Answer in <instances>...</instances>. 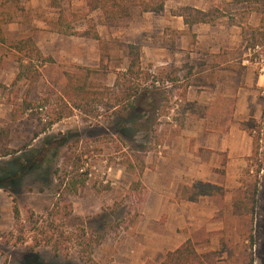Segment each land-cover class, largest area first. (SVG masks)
Returning a JSON list of instances; mask_svg holds the SVG:
<instances>
[{
	"label": "rangeland",
	"instance_id": "rangeland-1",
	"mask_svg": "<svg viewBox=\"0 0 264 264\" xmlns=\"http://www.w3.org/2000/svg\"><path fill=\"white\" fill-rule=\"evenodd\" d=\"M57 1L59 8L52 7L49 0H19L24 14L3 27L7 46L31 37L52 62L38 68L34 62L19 64L8 54L0 62V129H7L11 152L0 158V264H79L72 246L62 242L56 256L51 247L53 237L74 228L101 238L93 252L98 264H158L185 235L202 253H212V262L226 264V255L218 253L220 234L206 232L214 223L209 217L219 210L226 214L234 192L244 181L255 179V246L248 253L253 264H264V79L257 93L262 116L242 124L249 147L236 138V152L229 151L230 144L229 149L214 153L216 162L205 148L210 139L208 129L194 120L206 112L194 109L186 100L185 73L177 75L173 63L158 66L154 62L158 43L166 47L176 43L174 33L164 29L159 35L162 25L168 15L183 12L181 6L189 0H166L162 15L143 13L139 4L146 0H115L117 5L111 4L114 0H103L110 2V13L119 15L126 9L127 16L114 19L99 10L91 11L88 0ZM212 1V21L225 12L243 24V43L236 49L238 63L260 76L258 70L264 68V0L230 9L221 1ZM58 22L63 30L75 32L85 30L90 23L100 39L109 43L107 77L89 75L90 91L104 94L89 114L70 108L61 99L63 73L81 78L87 69L96 71L98 44L57 33ZM114 44L143 47L140 75L133 85L149 99H134L131 109L124 108L126 102L118 106L114 93L104 91L127 66ZM194 46L193 41L191 56L197 51ZM188 54L175 57L190 58ZM244 60L253 64L257 60L260 65H243ZM34 74L36 79L30 84L28 79ZM23 99L31 109L12 120ZM244 148L249 151L245 156ZM181 152L184 157L178 156ZM215 162L217 165L211 166ZM201 163L209 167L201 169ZM159 166L162 179L158 191L155 174ZM63 168L85 181L76 195H63L71 210L67 220L58 214L61 203L56 192ZM194 181H213L227 192L222 200L179 201V190ZM13 201L27 231L24 244L10 236ZM231 239L237 241L235 236Z\"/></svg>",
	"mask_w": 264,
	"mask_h": 264
},
{
	"label": "trees",
	"instance_id": "trees-1",
	"mask_svg": "<svg viewBox=\"0 0 264 264\" xmlns=\"http://www.w3.org/2000/svg\"><path fill=\"white\" fill-rule=\"evenodd\" d=\"M49 1L52 7L59 8L57 0ZM255 1L256 0H231V3L241 5L250 4ZM105 2L103 0L87 1L91 11L99 10L108 18L114 19L127 16V11L124 8L123 12L120 11L118 13L119 15L108 12L107 9L109 7L107 6L110 2L107 4ZM112 2V5H117L115 0ZM165 2L166 0H146L142 1L139 7L142 12L160 13L163 10ZM118 4L120 5V3ZM0 9V62L6 57V54H8L19 64L26 62L28 65H31L34 62L38 65V68L44 66L46 63H51L52 60L43 56L31 37L20 38L15 43L7 46L3 34V27L12 23L17 17L22 16L24 14V8L20 5L19 0H0ZM191 13L194 14L195 17L190 19L189 16ZM181 16L185 25L190 27L192 24L204 22L206 14L195 9L184 8L183 15ZM60 20H62V17ZM57 27V33L59 34L98 42L100 67L96 71L87 69L86 75L81 78L72 74L63 73L65 78L62 81L61 99L66 105H69L70 108L89 114L90 110H92V105L99 102L101 97L104 96V94L99 93V91H90L88 83L89 75L92 73H99L103 78L107 76L108 51L110 50L108 47L109 43L100 39L90 23L85 30L79 32L63 30V26L60 22L57 23ZM114 48L121 51L127 61V66L124 70L117 72L114 84L111 87H104V91L106 93H114V100L118 106L126 102L124 108L131 109L134 99L137 98V100H139L143 98L145 101L149 99L147 94L140 93L139 88L133 85V80H138V75H140L141 48L135 44H120L115 45ZM35 74L38 75L39 71H36ZM35 74L29 77L28 81L30 84L34 83L36 79ZM30 109V104L23 99L18 108L13 111L11 119L16 120L18 115L21 116L28 113ZM7 137V129H0V158L11 155L7 146ZM255 144H257V140ZM129 166V170L134 171V167L131 165ZM60 172L61 174L57 177L56 188L59 202L61 203L58 214H61L63 220H67L71 215V210L70 204L66 202V198L63 195L65 193L68 195H76L78 190H81L85 185V181L80 179L78 173H66V168L61 169ZM257 184V179L250 182L244 181L241 187L234 192L229 210L226 214L222 210H219L213 217L214 220H219L222 223L223 228L220 231L221 237L219 239L218 253L226 255V264H253L252 256L248 251L255 246L253 223L256 197L258 194ZM225 193L226 190L223 186L209 182L195 181L191 185L181 189L178 200L186 203H196L202 198L222 200ZM12 216L13 228L10 236L15 235L16 242L24 244V233L27 231L22 225L20 212L14 201L12 205ZM233 236L237 238V241L232 242L231 237ZM100 240V237L91 236L82 228H74L68 232L63 231L60 233L59 238L54 239L53 237L51 247L54 256H56L58 251L61 250L62 242L67 243L77 250L79 264H98L93 259V252L95 247L100 244ZM28 248L30 251L33 250V246ZM211 254L212 253H197L195 244L190 240H186L173 251L167 252L162 261L158 264H215L210 260Z\"/></svg>",
	"mask_w": 264,
	"mask_h": 264
},
{
	"label": "crops",
	"instance_id": "crops-1",
	"mask_svg": "<svg viewBox=\"0 0 264 264\" xmlns=\"http://www.w3.org/2000/svg\"><path fill=\"white\" fill-rule=\"evenodd\" d=\"M220 1L223 2L224 5H228L229 9L232 7H248L253 3L235 5L231 3V0H217V4ZM209 2L212 3L213 1L189 0L181 6L182 8H191L206 14L204 22L192 24L190 27L184 23L181 16L183 15V12L174 13L170 16L168 15L164 25H162V28L160 29L159 35H163L164 29L169 33H174L173 35L174 38H176V43L174 46L169 43L171 45H168L167 47L158 43L154 47V51L157 53L154 62L157 63L158 66H167L173 63L177 68V75L180 76V74L185 73L186 100L194 109L198 107L199 110L206 112L205 116H199V118L197 117V119L194 120L199 127H205L208 129L207 135L210 139H208V144L205 148L210 151V155H213L212 159H215V161L218 162L217 156L214 153L221 152L227 148L229 149L228 145L230 144H232V146L229 151L232 153L236 152L235 143L237 144L238 142L236 138L239 139V142L243 141V145H246L247 143V148L249 147V141H247V137L244 136L242 124H246V122L250 120L257 121L262 116L263 106L257 93L263 84L264 78L262 76L257 77L251 68L243 67L242 64L238 63L236 49L241 46V43H243L241 40V29L243 24L235 21L236 18H234V15H226L227 13L225 12H222V15H220L219 18L212 21L209 11L212 10L211 6L213 5ZM164 9L165 8L163 7V10L160 13H143L162 15L166 12ZM193 41L195 44L194 48L197 50L195 56H191L193 55L191 49ZM96 43L98 44V42ZM140 48L142 52L143 47L140 46ZM187 53L191 56L190 58H182L178 60L175 57L176 54L184 55ZM173 54L175 55L173 56ZM97 55L98 65L100 67L99 45L97 48ZM201 66L203 68H200ZM212 112L216 114L212 115ZM247 151L244 148L243 156H245ZM238 154L237 157H240L241 153ZM178 156L184 157L185 155L181 152ZM229 156L231 157V153ZM216 162L213 165L211 164V166H216ZM208 167V165L201 163V169ZM155 178H157L159 191L161 186L160 180L162 179L160 166L157 168ZM197 179L200 180L199 178ZM211 183L219 185L213 181ZM181 189L179 190V193ZM216 213L217 211L209 217L214 223L210 224V226L213 227L207 226L206 232L216 230L220 234L223 227H221V221L213 219ZM186 240L191 241L189 236L185 235L183 236L182 242H179V244L170 251L176 249ZM207 248H204L203 250L206 251ZM195 249L199 254H206L202 253L196 245Z\"/></svg>",
	"mask_w": 264,
	"mask_h": 264
},
{
	"label": "built area",
	"instance_id": "built-area-1",
	"mask_svg": "<svg viewBox=\"0 0 264 264\" xmlns=\"http://www.w3.org/2000/svg\"><path fill=\"white\" fill-rule=\"evenodd\" d=\"M256 49H258V47H256ZM254 51H255V50H253V52H254ZM243 65H254L255 67H257V66H259L260 64H259V62H258L257 60L254 62V64L251 63V62L248 61V60H244V61H243ZM258 71H259L260 76H262V77L264 78V68L260 66V68H259Z\"/></svg>",
	"mask_w": 264,
	"mask_h": 264
}]
</instances>
